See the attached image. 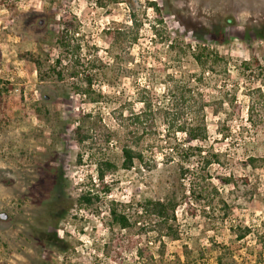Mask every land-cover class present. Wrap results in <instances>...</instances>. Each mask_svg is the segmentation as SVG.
Returning <instances> with one entry per match:
<instances>
[{
    "label": "rangeland",
    "instance_id": "rangeland-1",
    "mask_svg": "<svg viewBox=\"0 0 264 264\" xmlns=\"http://www.w3.org/2000/svg\"><path fill=\"white\" fill-rule=\"evenodd\" d=\"M61 19L77 31L78 56L57 43ZM261 30L264 0H0V264H264V109L256 129L246 112L264 73L240 66L263 59ZM196 45L226 63L200 74ZM201 104L207 139L184 159L171 147L184 139L176 127ZM80 121L83 145L71 132ZM125 144L143 156L130 169ZM101 157L116 164L111 189L80 205ZM58 171L72 205L54 228ZM145 199L177 202L173 218L143 212ZM110 200L128 228L111 225Z\"/></svg>",
    "mask_w": 264,
    "mask_h": 264
},
{
    "label": "trees",
    "instance_id": "trees-1",
    "mask_svg": "<svg viewBox=\"0 0 264 264\" xmlns=\"http://www.w3.org/2000/svg\"><path fill=\"white\" fill-rule=\"evenodd\" d=\"M39 20V19H38ZM46 24L44 19H40L37 21V25L42 26L43 24ZM59 24L63 25V28L59 33H56V40L57 43L61 47L68 48L72 47L71 54L73 56H78L80 54V51L82 49L81 43L75 42L77 38L74 37L77 31L73 30L70 32L69 35V25L64 20H59ZM257 37L264 39V30L254 32ZM248 38V37H247ZM218 39V38H217ZM220 40V39H218ZM70 41L73 43L71 44ZM27 57L29 60L37 63V60L33 57V55L29 52L27 53ZM194 60L200 67V74H204L208 70L212 71V68L215 65H219L221 62L226 63L224 57L221 55H218L213 50L208 49L204 45H196L192 51ZM26 56V54H21L20 57ZM78 60V59H77ZM78 62V61H77ZM61 59L60 55L54 58L53 62V69L57 70L58 76H60L61 73ZM240 66H242L243 70L245 71H251L255 70L259 73H264V57L262 60L253 58L251 61H242L240 63ZM71 76L77 75L78 73L75 70L71 71ZM195 79L200 80L201 78H198L195 75ZM90 81L86 83L85 88H78L81 93L83 94H89L91 93V87H90ZM264 85V83H263ZM247 95L249 96V103L247 105V121L250 126H252L254 129L257 126V118H256V111L264 109V92H262L261 87H256L254 89L246 91ZM254 93H257L258 98H254ZM234 96V95H233ZM232 96V97H233ZM92 99L95 101L97 100L95 97H92ZM234 100V99H232ZM229 100V104L234 106L235 102ZM143 102V107L146 110V107H148V103L146 101ZM224 100H221L219 102V109L224 110ZM207 106V104H206ZM203 106L201 104L200 111H198V114L194 117H191L189 121H181L179 125H177L176 131L181 132L184 135V139L179 144L175 143L171 147H174L178 149L180 147V150L185 153L184 159H188L189 155V149L196 147L197 152H200V148L202 147V143L207 139V127L204 121L203 116ZM135 121H140V116L135 115ZM73 138L76 140L78 144L83 145L84 142L88 138V131L86 130V126L83 122H78V124L72 129ZM220 132L224 138H228L232 135L231 127H227L225 122L221 125ZM178 145V146H177ZM122 152V162H121V168L123 169H130L134 164V159H140L142 160V152L134 151L130 145H123L121 148ZM80 161V158L78 157V160ZM252 161H255L252 157L248 159V164L252 165ZM253 166V165H252ZM116 169V164L112 161H110L109 158L101 157L95 161V170H96V177L95 182L93 183L94 187L91 188V190H84L81 191L77 197V202L81 205L84 204L85 206L91 205L94 201L98 200L99 197L106 196L108 192L110 191V184L107 180V173L113 172ZM187 172H192L188 167L184 165H180V174H185ZM194 172L193 174H195ZM62 173L59 171L56 172V176L53 179V186L55 187V199L51 201V205L49 207V215L48 218L50 219V224L55 228L56 221L58 218L62 217L69 209L72 203L65 201L64 199V192H63V176H61ZM222 181L226 182L229 179H221ZM191 192H194V188L191 186ZM123 203H119L118 201L110 200L109 207H108V213H109V219L111 225H116L119 228H128L131 223L129 220V216L124 212V210L121 208ZM177 205V202L173 200H151V199H145L141 202L140 208L145 212L146 214L153 215L159 220H164L168 218H173V211L175 209V206ZM58 210V211H57ZM241 235V234H240ZM172 237H174L172 235ZM46 243H49L52 245L51 239L45 238Z\"/></svg>",
    "mask_w": 264,
    "mask_h": 264
}]
</instances>
